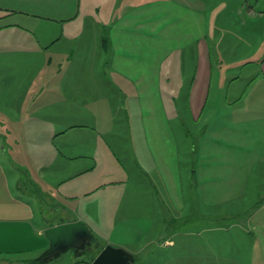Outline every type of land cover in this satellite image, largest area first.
Listing matches in <instances>:
<instances>
[{
    "label": "crops",
    "instance_id": "obj_1",
    "mask_svg": "<svg viewBox=\"0 0 264 264\" xmlns=\"http://www.w3.org/2000/svg\"><path fill=\"white\" fill-rule=\"evenodd\" d=\"M106 1L96 12L118 9V15L99 22L101 33L92 38L80 30L88 25L81 21L83 0H0V264H54L44 255L51 247L45 231L77 221L94 235L118 227V218L122 223L132 218L136 229L143 218L155 224L161 211L174 208L184 214L185 228L197 219L193 228H199V218L205 217L264 218V63L250 59L252 40L260 39L247 32L252 19L264 20V7L249 0ZM216 24L230 26V32L240 28L238 36L225 37L239 40L240 48L219 50L215 57L206 52L210 25ZM76 26H81L78 33H71ZM66 41L72 48L61 53ZM93 46L107 52L101 66L92 63ZM176 51L197 63L198 92L190 103L199 106L192 107V117L203 114L216 80V120L226 115L230 122L216 130V146L202 149L203 161L192 169L196 178L186 177L177 161L165 107L171 101L161 91L162 63ZM83 57L90 62L61 78L56 98L39 97L50 85L41 82L45 69L56 61L60 74L63 63H82ZM123 91L125 98L119 96ZM39 103L54 107L41 109ZM53 108L60 126L54 146H45L36 133L28 146L23 122L44 118L42 112ZM122 118L145 122L142 130L134 124L128 129L139 177H131L130 167L117 157L123 141L106 138H119ZM44 151L51 156L46 159ZM116 174L120 179L112 178ZM48 205L75 218L40 225L35 218ZM180 232L191 234L190 228ZM161 238L176 246L173 235ZM140 252L128 255L136 259Z\"/></svg>",
    "mask_w": 264,
    "mask_h": 264
},
{
    "label": "rangeland",
    "instance_id": "obj_2",
    "mask_svg": "<svg viewBox=\"0 0 264 264\" xmlns=\"http://www.w3.org/2000/svg\"><path fill=\"white\" fill-rule=\"evenodd\" d=\"M83 1L84 14L81 21L84 19L88 25L86 28L84 27L82 29H80L81 26H76L73 32H70L78 33L80 29L81 31L86 32L88 37L93 38L94 33L96 35L101 33V27H96L97 24L102 21H104L103 23H107V21L111 19L113 20L118 15V9H103L98 13L94 8L98 6L102 7L107 3L106 0ZM139 1L145 3L149 0H137V2ZM249 1L258 2L259 5H257V7H264V0ZM127 2H129V0H124V3ZM259 10L262 9L258 8L256 11L258 12ZM104 13H109V16ZM110 13L114 14L112 15ZM251 21L253 24L249 25V27L251 26L253 29L250 31L247 28V32L256 34L260 40L256 41V44L255 41L252 40L253 55L250 59L261 60V64H263L264 20L258 18L252 19ZM92 23L94 26L91 25ZM210 27L211 30L208 32V41L205 44L206 52L211 51L212 55L215 57V52L219 50H236L240 48L241 44L239 43V40L229 41L225 39V37L228 36V33L230 36H238V33L241 30L240 28L230 32V26L228 25L217 26L216 24V26L210 25ZM216 28L217 32L215 35ZM68 32L67 29L65 33L68 34ZM66 42V44L60 47L62 50L61 53L64 51L67 52L69 48H72V46L68 45L72 42ZM89 49L91 52V60L94 56L92 62L94 65L101 66L102 61L105 58L108 59L107 52L104 51V48L101 50L93 46V48L90 47ZM227 52L228 51H226L225 55L228 57ZM183 54L182 51H176L170 59H167L162 63L161 91L162 95L168 101H171V103H167L165 107L167 116H170V123L173 127V144L174 147L177 148V161L181 164L182 172L186 171V177L194 176L196 178V174L192 173V169H194V166L198 163L201 164V161H203L202 149L216 146V130L229 125L230 122L226 115H223L222 119L216 120V103H214L216 102V88L218 87V82L216 80L211 83V90L209 91L210 99L203 114H200V111L194 116V118L192 117V107L199 106L197 103L194 105L190 103L191 97L196 96L198 92V87H195L199 83L197 78L195 79L197 63L195 58L192 60L191 58H183ZM64 58L65 57L62 55L61 60ZM143 59L141 58V60ZM82 60L85 62L82 61L81 63L80 60H78V63H63L60 74H56L57 63L56 61L55 63L53 62L51 67L45 69L40 75L42 81L38 79L39 84L40 81L45 84L47 82L50 83L48 87L44 88L39 97L44 99L45 102L52 101L56 98L59 90L55 89V85L56 87L58 86V82L61 81V78L72 75L74 68L90 62L86 61L85 57H83ZM70 65L72 67L69 71L68 67ZM170 66H173V72L171 70L168 71ZM175 68L178 69L175 70ZM101 71L103 72V69ZM87 75L94 76L95 73ZM97 75L100 76V71ZM78 78L79 74L76 76L77 82ZM194 82L195 84H193ZM120 94V97L125 98V91L120 92ZM39 107L48 110L54 106H49V104L43 106L39 103ZM133 107L137 110L140 108L138 105H134ZM124 108L127 109L128 106L125 105ZM202 108L203 107H201V109ZM53 110L54 108L50 111V114L42 112V114L45 115L44 118L23 122L29 130L27 134L23 136L26 139L28 146H32L34 140L33 136H38L33 133L39 134V136L41 134L43 135L40 139L42 143L44 142L45 146H48V143L51 146H54V135L60 126L58 125L59 122L57 119L53 118ZM139 119L141 120V118ZM133 124L135 130H142L145 128V122H131V120L125 118L120 121L119 130H121V132L119 138H106L112 141H123L122 144H125V146L118 147L117 157L121 160L120 163L130 167L129 172L131 177H139L140 171L136 168L137 161L133 156L134 152L132 148L128 147L131 138L129 137L128 129H133ZM13 139L15 140L16 138ZM27 153L30 156L36 155L29 151ZM44 155L45 158L48 157V155L51 156L47 151H44ZM206 160L207 158L204 161ZM50 177H52V175L46 176L45 179L47 182L51 180ZM112 178L120 179V175L116 174L114 177L112 176ZM46 189L49 188L46 186ZM189 213L190 209L188 211V214ZM183 215L184 214L181 210L175 208L171 209L169 212L161 211L154 220L155 224L152 223L153 218H143L145 219V223H142L137 229L133 226L132 218H125L127 219V223H122V218H118L120 224L118 227H110L109 230L103 231L101 234H94L90 241H81L78 244L72 245L67 250L49 256V258L50 260H54V264H90L98 256V253H100L105 246L109 245L115 248H122L127 251V253H133L140 250V254L136 255V259L132 258L129 264H264V230L260 229L264 227V218H254L251 220L250 217L238 216H226L220 218L205 217L204 222H201L199 218V228H193V226L197 225L198 219L195 222H193V220L189 221L187 223V228H190L191 234L184 235L180 232L182 229H187L184 227L186 219L183 218ZM74 218L75 216L73 214L69 215L68 213H65L60 207L59 210L53 212L48 205V207L46 206L41 211V214L36 216L35 221L40 225L45 226L57 224L62 221H69ZM120 227L121 229H119ZM243 227L252 230V232L249 231V233H245L242 231ZM255 227L260 228L255 229ZM149 228L152 229V231L147 232ZM203 228H216V232H201V229ZM219 229L221 231H219ZM177 231L180 233L176 234L175 232ZM163 235H165L166 238L173 235L176 246H166L164 244L165 240L161 238Z\"/></svg>",
    "mask_w": 264,
    "mask_h": 264
},
{
    "label": "water",
    "instance_id": "obj_3",
    "mask_svg": "<svg viewBox=\"0 0 264 264\" xmlns=\"http://www.w3.org/2000/svg\"><path fill=\"white\" fill-rule=\"evenodd\" d=\"M45 235L51 243L50 249L44 254L46 257L67 250L81 241H90L93 236L88 226L82 221L48 228ZM131 259L132 257L123 249L107 246L93 264H129Z\"/></svg>",
    "mask_w": 264,
    "mask_h": 264
},
{
    "label": "trees",
    "instance_id": "obj_4",
    "mask_svg": "<svg viewBox=\"0 0 264 264\" xmlns=\"http://www.w3.org/2000/svg\"><path fill=\"white\" fill-rule=\"evenodd\" d=\"M90 264H92V263H90Z\"/></svg>",
    "mask_w": 264,
    "mask_h": 264
}]
</instances>
